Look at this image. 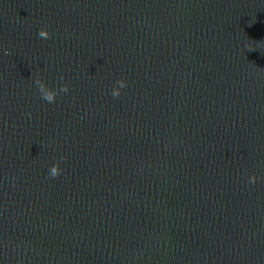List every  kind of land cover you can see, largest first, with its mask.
I'll return each mask as SVG.
<instances>
[{
	"label": "water",
	"instance_id": "1",
	"mask_svg": "<svg viewBox=\"0 0 264 264\" xmlns=\"http://www.w3.org/2000/svg\"><path fill=\"white\" fill-rule=\"evenodd\" d=\"M0 264H264V0H0Z\"/></svg>",
	"mask_w": 264,
	"mask_h": 264
},
{
	"label": "clouds",
	"instance_id": "2",
	"mask_svg": "<svg viewBox=\"0 0 264 264\" xmlns=\"http://www.w3.org/2000/svg\"><path fill=\"white\" fill-rule=\"evenodd\" d=\"M40 38H48L49 37V31L47 28H43L39 31L38 33ZM39 83V92H40V97L41 99H43L44 101L48 102V103H53L55 102L57 96L61 93H67L69 91V85L68 84H64L63 86H61L60 88H53L48 86L46 83L38 81ZM116 87H114L111 95L113 97H118L121 94V89L126 88L127 87V80L124 78H121L120 80H118ZM63 159V157L61 158ZM62 169L60 167V163L57 162L55 164H52L49 168V172L48 175L51 177H57L61 174ZM249 183H255L257 180V177L255 174L251 175L249 178Z\"/></svg>",
	"mask_w": 264,
	"mask_h": 264
}]
</instances>
